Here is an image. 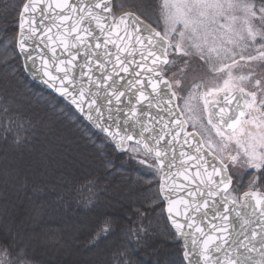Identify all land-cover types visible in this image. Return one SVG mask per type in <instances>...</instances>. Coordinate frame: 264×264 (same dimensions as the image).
<instances>
[{"label":"snow or ice","instance_id":"1","mask_svg":"<svg viewBox=\"0 0 264 264\" xmlns=\"http://www.w3.org/2000/svg\"><path fill=\"white\" fill-rule=\"evenodd\" d=\"M113 8L112 0H22L15 19L0 23L5 77L22 57L20 68L79 113L60 107L74 126L82 118L95 130L82 134L106 170L112 154H126L160 177L148 203L179 245L167 264H264V0H162L157 26L146 3ZM236 167L253 170L246 188L232 187ZM14 171L0 173L5 187ZM18 201L0 205V264H36L33 250L48 242L20 222L43 206ZM136 211L140 223L128 232L146 246L157 229L143 224L147 210ZM113 232L105 220L90 245ZM116 256L114 264H142L127 248Z\"/></svg>","mask_w":264,"mask_h":264},{"label":"trees","instance_id":"2","mask_svg":"<svg viewBox=\"0 0 264 264\" xmlns=\"http://www.w3.org/2000/svg\"><path fill=\"white\" fill-rule=\"evenodd\" d=\"M21 2L0 0V23L6 14L15 19ZM21 64L18 58L19 70L6 78L0 59V173L5 166L15 170L7 187L0 178V205L5 197H19L18 203L24 207L30 203L43 206L45 211L39 217L22 214V220L18 218L25 231L48 236V242L32 252L36 264H65L63 256L68 258L67 264H114L117 251L125 248L142 264H156L157 260L167 264L174 259L179 245L163 235L169 225L158 211L151 213L148 203L158 194L159 176L125 154H112L114 167L106 170L82 134L85 129H94L82 118L80 127L74 126V120L60 107L79 115L59 97L34 84ZM5 106L10 109L7 117ZM9 117L15 123L5 132ZM17 136L21 138L19 145L12 143ZM249 178V173L242 180L233 177L234 188H246ZM21 183L26 187H14ZM89 197L92 203L86 206ZM136 209L147 210L143 224L149 226L150 219V227L157 229L147 238L146 246L128 232L140 223ZM105 220L112 222L114 232L92 247L91 236ZM61 238L62 243H57Z\"/></svg>","mask_w":264,"mask_h":264},{"label":"rangeland","instance_id":"3","mask_svg":"<svg viewBox=\"0 0 264 264\" xmlns=\"http://www.w3.org/2000/svg\"><path fill=\"white\" fill-rule=\"evenodd\" d=\"M141 2L149 5V11H150V14L152 17V21L154 23V26H157V21H158L159 15H160L159 8H160L162 0H113V2H112L114 5L113 11L116 12L117 8L122 4L133 5V4H138ZM117 14H119V13H117ZM157 30H161V31L163 30V22L162 21L159 22ZM196 63H198L200 65V71H199L198 75L200 77H204L205 79L211 81V73L208 72L207 66L204 65L202 61L197 60ZM191 83H192L191 77H187L184 80L183 86L180 89L181 95L187 94L189 88L191 87ZM178 103H180L182 106L183 102L181 100V101H178ZM188 127H189V130L191 131V125L190 124L188 125ZM250 171H253V170L247 169L244 167L231 168L232 176L238 178V180L239 179L242 180ZM61 259H62L63 263H65V264H67V262H69L67 257L63 256V257H61Z\"/></svg>","mask_w":264,"mask_h":264},{"label":"water","instance_id":"4","mask_svg":"<svg viewBox=\"0 0 264 264\" xmlns=\"http://www.w3.org/2000/svg\"><path fill=\"white\" fill-rule=\"evenodd\" d=\"M112 2H113V0H112ZM40 47L42 48L43 45H41ZM45 54H46V55H49V54L47 53L46 50H45ZM19 59H21L22 64H23V58L20 57ZM24 72H25V74L27 75V77H28L33 83H35V84L38 85L39 87H42V89H46V90L50 91L51 93H53V94H55V95H57V96L59 97V94H58V93H56L53 89H51V88H49L47 85H45L41 80L34 78L30 72H28V71H26V70H24ZM60 98H61V97H60ZM61 99H63V98H61ZM218 99H221V100H222V98H218ZM73 109H74V108H73ZM74 110H75V109H74ZM77 114L79 115V113H77ZM84 121H85L86 123H88L86 120H84ZM90 126H91V125H90ZM187 130H188V128H187ZM177 151H179V146H177ZM209 160H211V158H209ZM159 181H160V179H159ZM158 186H159V185H158ZM180 195H183V193H181ZM168 224L170 225V222H168ZM170 227H171V225H170ZM185 264H187V262H185Z\"/></svg>","mask_w":264,"mask_h":264}]
</instances>
